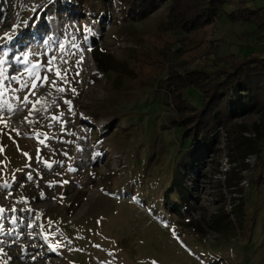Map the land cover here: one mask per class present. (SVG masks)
<instances>
[{"label": "rangeland", "instance_id": "rangeland-1", "mask_svg": "<svg viewBox=\"0 0 264 264\" xmlns=\"http://www.w3.org/2000/svg\"><path fill=\"white\" fill-rule=\"evenodd\" d=\"M108 2L0 0V264H264V107L235 85L231 125L191 145L160 80L167 65L264 53L263 32L221 14L184 34L168 30V4L125 21ZM94 49L123 74L102 73Z\"/></svg>", "mask_w": 264, "mask_h": 264}, {"label": "trees", "instance_id": "trees-1", "mask_svg": "<svg viewBox=\"0 0 264 264\" xmlns=\"http://www.w3.org/2000/svg\"><path fill=\"white\" fill-rule=\"evenodd\" d=\"M108 8H113V2ZM114 1V0H113ZM119 11L126 21H141L149 18L165 4H168V30L192 34L216 22L224 14L233 23H243L252 28L253 34H264V0H117ZM105 25H110V16ZM261 34V33H260ZM258 42H264V35ZM98 69L102 73L123 74L119 66L102 62L98 50ZM130 63L129 59H127ZM161 81L167 85L169 101L173 104V114L169 118L173 128L181 131L184 140L191 145L204 136L210 144L221 126H230L235 118L233 88L244 84V91L254 107H264V53H253L240 57L228 54L212 57L210 64L200 68H188L180 72L174 65H167ZM116 80H114V83ZM195 91L202 96V104L197 107L185 94ZM168 103V102H167ZM209 147V146H208ZM207 148V146H206ZM106 149H109L106 147ZM264 171V169H262ZM257 182V190L264 188V172Z\"/></svg>", "mask_w": 264, "mask_h": 264}, {"label": "snow or ice", "instance_id": "snow-or-ice-1", "mask_svg": "<svg viewBox=\"0 0 264 264\" xmlns=\"http://www.w3.org/2000/svg\"><path fill=\"white\" fill-rule=\"evenodd\" d=\"M5 39H11V36H5ZM74 47H78L77 45H73ZM64 49V45H61V50ZM55 57H53L51 60H49L47 62L48 64V71L49 72H53L54 71V74L55 76L57 77V79H59L60 81H63L65 83H67V75H68V69H63L61 70L60 68L56 67L54 65V61H55ZM5 61L3 60H0V64H3ZM64 63H67V61H64ZM77 63H80V61H77ZM35 66H38V65H34ZM79 73H77L78 75ZM0 75H3V71L0 70ZM12 79H19V77H12ZM36 80H42L43 82H47L48 81V76H43V77H36L33 82L31 83L30 87L28 85H25V87H28L29 88V92L27 95L23 96L22 100H21V105L23 106H26L30 101H29V95H35V89L38 87V86H43V84H40L38 85L36 83ZM50 88L52 90H54L55 92L57 93H62L64 91H66V89L63 87V86H58L57 85V81L56 80H52L51 83H50ZM71 91L73 93L76 92V90L73 88L71 89ZM49 95H51V92L49 93ZM41 101L40 100H37L35 103H33V108L29 110V115H31V112L34 111V110H37L36 109V104L40 103ZM65 104H71V101L69 100H65L64 101ZM9 111H15L14 109L12 108H9ZM53 119H58V117H53ZM27 120V118H26ZM0 121H3V118L0 117ZM19 134V133H18ZM43 143V141H41ZM48 167H51V165H47ZM29 180L32 179V176L29 174L28 177H27ZM63 183H67V181H63ZM5 187H7V185H5ZM4 211L3 208H0V213H2ZM152 264H156L155 261L152 262Z\"/></svg>", "mask_w": 264, "mask_h": 264}, {"label": "bare ground", "instance_id": "bare-ground-1", "mask_svg": "<svg viewBox=\"0 0 264 264\" xmlns=\"http://www.w3.org/2000/svg\"><path fill=\"white\" fill-rule=\"evenodd\" d=\"M14 67H15V64H14ZM47 100H48V98H45V97L40 99L41 102L38 103V104H36V109H37V110H34V111H33L32 115H31L32 118L35 119V118L38 116V114H39V108H40V107L45 103V101H47ZM48 106H49V107H53V106H55V105H53V103H51V104L48 105ZM39 116H40V115H39ZM18 126H19V127H18V130H19V131H22V130L25 129L24 127L26 126V124H24V125H18Z\"/></svg>", "mask_w": 264, "mask_h": 264}]
</instances>
